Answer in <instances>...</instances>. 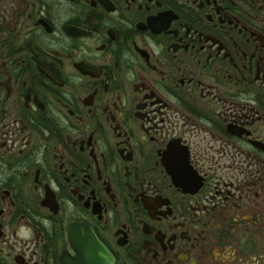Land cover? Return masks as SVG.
<instances>
[{
  "label": "flooded vegetation",
  "instance_id": "obj_1",
  "mask_svg": "<svg viewBox=\"0 0 264 264\" xmlns=\"http://www.w3.org/2000/svg\"><path fill=\"white\" fill-rule=\"evenodd\" d=\"M264 264V0H0V264Z\"/></svg>",
  "mask_w": 264,
  "mask_h": 264
},
{
  "label": "water",
  "instance_id": "obj_2",
  "mask_svg": "<svg viewBox=\"0 0 264 264\" xmlns=\"http://www.w3.org/2000/svg\"><path fill=\"white\" fill-rule=\"evenodd\" d=\"M69 235L76 256L63 255L62 264H114L113 257L88 228L73 225Z\"/></svg>",
  "mask_w": 264,
  "mask_h": 264
}]
</instances>
